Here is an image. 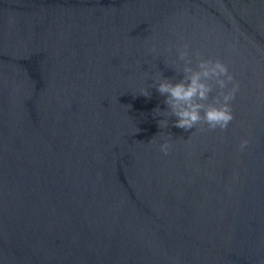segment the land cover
<instances>
[{
  "label": "water",
  "instance_id": "obj_1",
  "mask_svg": "<svg viewBox=\"0 0 264 264\" xmlns=\"http://www.w3.org/2000/svg\"><path fill=\"white\" fill-rule=\"evenodd\" d=\"M185 43L226 130L153 116ZM0 264H264V0H0Z\"/></svg>",
  "mask_w": 264,
  "mask_h": 264
},
{
  "label": "clouds",
  "instance_id": "obj_2",
  "mask_svg": "<svg viewBox=\"0 0 264 264\" xmlns=\"http://www.w3.org/2000/svg\"><path fill=\"white\" fill-rule=\"evenodd\" d=\"M188 48L189 45L185 43L178 51V59L184 62L182 71L177 73L183 74L181 79L165 77L162 72L155 74L151 87L165 97L167 108L161 110L157 107L153 110V116L166 117L158 120L160 128L168 126L169 117H175V126L184 130L197 126H206L209 130H226L234 119L231 102L235 99L239 83L229 71L228 65L220 59L199 58L201 54L197 52L195 55L199 59L193 67ZM215 86H218L219 91L213 95ZM139 94L145 97L151 95L148 88H142ZM248 144L249 140L242 138L239 149H245ZM170 147L167 136L163 137L160 151L167 155Z\"/></svg>",
  "mask_w": 264,
  "mask_h": 264
}]
</instances>
